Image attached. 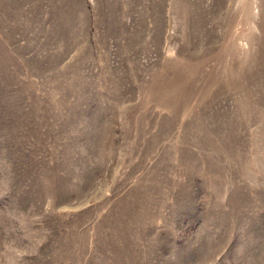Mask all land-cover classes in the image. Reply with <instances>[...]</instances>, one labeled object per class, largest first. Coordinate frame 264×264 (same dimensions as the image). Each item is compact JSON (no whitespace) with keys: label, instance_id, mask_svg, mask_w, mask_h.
I'll use <instances>...</instances> for the list:
<instances>
[{"label":"rangeland","instance_id":"obj_1","mask_svg":"<svg viewBox=\"0 0 264 264\" xmlns=\"http://www.w3.org/2000/svg\"><path fill=\"white\" fill-rule=\"evenodd\" d=\"M0 264H264V0H0Z\"/></svg>","mask_w":264,"mask_h":264}]
</instances>
